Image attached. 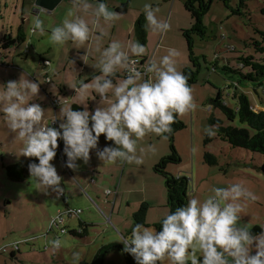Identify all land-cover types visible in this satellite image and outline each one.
<instances>
[{
    "label": "rangeland",
    "instance_id": "1",
    "mask_svg": "<svg viewBox=\"0 0 264 264\" xmlns=\"http://www.w3.org/2000/svg\"><path fill=\"white\" fill-rule=\"evenodd\" d=\"M187 1L133 0L131 6H128L131 9L141 10L143 15L145 4L159 8L158 19L167 21L171 27L162 35L152 32L153 50L149 55L152 57L156 46L162 41V47L156 55L154 54V58L159 61L161 57L168 54L169 48L176 49L179 53L175 58L176 66L182 73L185 68L194 66L190 61L187 42L183 36V31L190 30L194 24L190 13L185 9ZM244 3L247 8H244L242 14L237 16L233 15V11L226 8L223 2L214 1L209 13L203 18L206 36L204 38L194 36L193 52L200 64L198 83L192 88L195 108L179 116V120L186 125L184 130L174 136V145L181 163L170 165L167 172L175 177L180 175L190 180L188 200L196 197L203 201L212 194L211 189L215 187H228L232 183H242L245 188L255 194L256 199L246 203L245 210L238 221V227L251 224L248 230L255 236L264 232L262 228L264 227V174L259 169L263 163V156L233 149L218 138L210 144H205L207 135L205 130L210 126L209 119L212 116L223 120L225 126L246 127L237 121L228 122L222 111L213 106L212 100L217 97L218 92L222 93L231 108H235L232 96L236 88L249 97L252 104L256 105V109H259V105L264 107V86H254L241 81V76L238 74L223 71L225 66L239 67L241 56L254 55L253 47L250 45L254 40H259L257 32L264 31V15L261 13L264 0H245ZM240 4L241 0H231L234 11L238 10ZM24 8L29 13L23 12ZM35 11L34 4L25 6L23 0H0V84L6 85L10 80L19 81L21 74L39 83L40 92L30 103H39L45 110L47 122L51 123L55 113L49 99V92L54 95L58 89L63 91L66 89L69 92L73 90L70 87H74L73 83H66L61 73L57 72V76H61V79L56 80L50 76L53 80V88L52 83L46 82L47 76L38 59L39 53L36 55L35 51L29 49L32 53L30 58L29 55L25 56L26 44L16 43L8 49L9 51H5L4 48V44L9 41L11 28L18 29L24 24L25 29L28 30ZM49 36V31L43 35L36 34V38L40 37L38 41L42 48H46V44L49 43L47 45L62 54V59L67 58L66 52L70 51L71 41L57 48L50 41ZM132 41L134 42L133 39ZM1 63L4 66H1ZM71 68H73V74L80 71L76 64L71 65ZM97 96L94 100L89 96L92 100L89 104L94 101L98 103ZM13 141L14 134L9 133L6 123L0 118V264H71L74 251L82 253L81 262H92L103 247L110 245H115L117 248L107 250L104 264H136L134 257L124 251V245L119 242L120 236L131 235L135 226L134 216L144 205L142 203L144 199L148 200L145 203L149 207L146 227L155 228L171 212L168 208L165 182L154 172L156 164L170 151L169 140L150 133L138 141L137 154L140 155V149H144L143 163L139 165L132 163V166L127 167L124 183L119 190L121 198L122 190L127 188L126 190L130 191L128 199L132 206L129 208L124 205L122 211L117 207L114 214L112 212L114 196L110 198L111 204L107 205L108 199L103 195L107 188L92 185L93 189L102 188L99 189L101 193L98 197L90 188L71 183L66 162L60 154L59 144L57 155L51 163L56 167L62 181L65 180L66 184L76 188V190L69 188L71 192H67V201H64L62 196H58L59 193L52 189H49L47 193L41 192L31 175L25 182L11 181L6 173L7 167L20 162L31 163L38 160L35 157L19 155L22 144ZM149 146H154L155 151L149 150ZM206 153L214 154L218 164L211 166L206 163L204 159ZM96 157V152L91 154L89 164H92ZM80 164L85 165L83 161H80ZM121 173L123 174L120 172L118 178L122 176ZM118 178L113 180L115 185L119 181ZM110 187L109 189L113 190L110 191L114 193L116 186ZM61 188L63 189L62 183ZM66 203L70 205V209L67 208ZM69 210L78 214L69 217ZM60 215L65 220L62 227L77 232L81 231L79 228L81 220L85 222L87 218H91L95 221L89 223L93 225L88 228V233L83 238L62 234L58 229L51 230L54 218L58 219ZM56 238L63 240V246L58 251H53L49 241ZM5 250L8 252L4 253ZM252 254H255V246H253Z\"/></svg>",
    "mask_w": 264,
    "mask_h": 264
},
{
    "label": "clouds",
    "instance_id": "2",
    "mask_svg": "<svg viewBox=\"0 0 264 264\" xmlns=\"http://www.w3.org/2000/svg\"><path fill=\"white\" fill-rule=\"evenodd\" d=\"M72 5L75 11L85 13L93 9L89 0H72ZM158 12L159 8L144 5L146 27L162 35L171 25L158 19ZM92 15V24L99 27L101 21L109 24L121 14L110 10L103 0H97ZM69 16L74 18H65L61 25L54 27L49 39L57 48L71 41L74 48L79 49L90 40L92 28L83 16L74 12H69ZM29 31L45 33L40 13L33 16ZM144 53L145 47L139 43L126 48L113 40L101 51L95 65L100 74L90 82H81L78 87L70 86L76 92L73 98L80 99L79 105H83L84 110H73L72 105H65L61 98L59 116L52 120L62 121L59 128L50 126L52 122H47L45 110L39 103H30L40 92L39 83L21 74L19 81L0 84V118L9 133L14 134L13 142L22 144L19 155L38 158V163L29 164V172L41 192L47 193L49 189L63 192L62 177L51 163L57 155L58 140L64 143L66 167L73 171L78 169V161L89 163L93 150L103 165L118 161L139 165L143 163L144 149L137 154L138 141L150 133L166 139L165 134L172 131L171 125L177 117L195 108L192 88L176 66L178 51L169 48L168 54L159 61L153 58L146 63L147 79L134 66L137 61L132 59ZM87 57L88 52L81 59L87 63ZM121 70L126 75L116 77ZM94 93L100 97V106L90 112L87 101L89 96L96 99ZM214 129L215 126H209L206 134L214 136ZM102 134L107 141L114 142V146L99 149ZM149 150L155 151V147L149 146ZM211 192L203 201L190 198L187 204L167 214L160 231L136 223L130 236H120L124 251L134 257L136 264H264V232L253 236L248 230L251 224L238 227L246 203L254 201L255 194L242 183L215 187ZM49 244L53 251H58L63 240L56 238ZM81 260L82 253L74 251L71 264H81Z\"/></svg>",
    "mask_w": 264,
    "mask_h": 264
},
{
    "label": "crops",
    "instance_id": "3",
    "mask_svg": "<svg viewBox=\"0 0 264 264\" xmlns=\"http://www.w3.org/2000/svg\"><path fill=\"white\" fill-rule=\"evenodd\" d=\"M23 1H24V4L27 6H33L35 2V0H23ZM127 1H129V3H127ZM132 1L133 0H103V2L108 5V8L110 10L120 13L121 15L119 16L118 19L114 20L113 22L109 24H105L103 23V21H101L100 26L96 27L92 24V21L94 19L92 15V11L94 10L96 6L97 0H89V3L92 4L93 9H90L88 13H85L82 10L75 11L73 9L72 0H48V1L42 0L41 3L43 5L41 7H36V11L34 12V14L40 13L41 19L44 21L45 32L49 31V33H51L52 29L58 25H61L65 18H68V19L74 18V16H69V12H74V15L83 16V18L89 22L90 28H92L90 40L87 41L85 45L81 46L79 49H76L74 48L71 42L70 51L68 50L66 52L67 58L65 59H62V54L58 53L51 46L47 45L49 43L46 44V48H42L40 41H38L40 37L36 38V34L38 33L34 34L31 31H29V29L26 30L24 24L20 26L18 29L11 28L10 30L11 34H9L10 35L9 41L15 40V38H17L19 34V31H21L25 37V42L23 44H26L27 46H29V49H32L33 52L35 51L36 55L39 53L38 59L40 60L43 70H45L46 72V76H47L46 82L47 83L49 84L52 83L53 85V80H51V82H48L47 81L48 78L50 79L52 77L53 79L57 80V78L61 79V76H63L64 79L66 80L65 81L66 83L72 82L74 87H78L81 82H84V83L90 82L91 79L95 75L100 74L99 70L95 67V65L98 63L100 59L101 51L104 48H106L113 40L121 42L126 48L127 46L134 44V42L139 43V41L136 38L135 26H136L137 20L140 18V16L143 15V12L141 10H137L134 8L133 9L128 8V6H131ZM124 6L126 7V13H121L119 9L124 8ZM37 9H40V10H37ZM24 11L25 9L23 10V12ZM25 12L29 13V11H25ZM147 31H148L147 42L145 45H143L145 47V53L139 57L133 56L132 59L140 60V61L147 60V59H153L155 57L154 54L156 55V53L159 52L160 48L162 47L161 46L162 41H160L158 45L156 46L155 52L153 53L152 57L151 55H149L151 50H153L152 48V35L153 34L150 28H147ZM98 36L101 38L97 39ZM132 39L134 40V42L132 41ZM13 45L14 44L12 45L4 44L5 51H9L8 49H10V47H12ZM28 52L26 51L25 56L29 55V58H30L32 53H30L29 50ZM87 52H88L87 63H85L81 59V57L86 55ZM71 61H73L74 63H72ZM61 62H64V63H61ZM75 64L78 65L80 71L77 73L74 72L73 74V68H71V65H75ZM1 66H4V64L1 63ZM57 72L61 73L60 77L57 76ZM125 74L126 72L124 70H121L120 72L116 73V75H120V76H124ZM70 76H72L71 79H70ZM60 83H61V86H63L62 81ZM64 90L65 91H63L62 89L61 90L58 89L55 95L54 93L49 92V99L51 100L53 96L54 98L61 101V98H63L62 102L65 105H72L73 110L75 111L84 110V106L79 105L81 103L80 99L73 98L76 95L75 89L69 92L66 89ZM94 95L96 94L94 93ZM99 100L100 98L97 96L96 101L98 103L94 101V103L89 104L91 103L92 100H90V97H88L87 107L89 108L90 112H94V109L100 106ZM61 106H62L61 102L57 106L56 109H54V107L52 106L54 113L57 112V117H58L59 108ZM57 122H58L57 128H59V124L61 122L58 119H57ZM90 126H91V121H90ZM58 144L60 148L61 157L63 161L66 162L67 157L64 154V143L62 140H58ZM105 146H114V144H112L111 141H107L105 136L102 134L100 137L99 143H98V148L103 149ZM94 152H96V150H93L91 154H93ZM168 155H169V152H168ZM77 163L79 167L76 171H73L67 167L68 169L67 174L68 176H70L69 180L71 181L72 184H75L79 187L84 186L85 188H90L94 193H96V196L98 197H100L99 193H101L99 189H102L100 187L107 188L106 190H104L103 195L104 197L108 199L106 202L107 205L111 204L110 202L112 201L110 198L114 196V198L112 199L113 200V205H112L113 214L115 213L117 207L120 211H122V208L124 205H127V207L131 208L132 203H130V200L128 199L130 191L126 190L127 188L126 189L123 188L124 189L122 190L123 196L121 198L119 190L124 183V178H125L127 167L132 166V163L118 161L114 164L103 165V162L100 161L98 157H96V160L93 161L92 164L88 163V164L82 165L80 164V161H78ZM120 172H123V174L121 173L122 176L118 178V176L120 175ZM178 176L182 177L180 175ZM178 176H176V178ZM116 178H118L119 181L115 185L113 180ZM62 185H63L64 193H59L58 196H62L61 198H63L64 201H67L68 199L67 192L70 191L69 188H73L74 190H76V188L71 187L69 184H66L65 180L62 181ZM92 185L93 186L100 185V187L93 189L91 187ZM111 185L116 186V188L114 189L115 192L114 193L111 192L110 194H107L106 192L111 190L109 189L111 188L110 187ZM145 201L148 202L147 199H144L142 203L144 204ZM66 205H67V208L70 209L69 208L70 205H68L67 203ZM93 221L95 220L91 218H87L85 222L81 220L79 223V228L81 229L82 225H85V229L87 230L86 234H87L88 228L92 227L93 225L89 223H93ZM75 232L76 230H69L68 235H70L71 233L76 234ZM83 233H84V230H83ZM76 235H79V234H76Z\"/></svg>",
    "mask_w": 264,
    "mask_h": 264
},
{
    "label": "trees",
    "instance_id": "4",
    "mask_svg": "<svg viewBox=\"0 0 264 264\" xmlns=\"http://www.w3.org/2000/svg\"><path fill=\"white\" fill-rule=\"evenodd\" d=\"M216 0H188L185 4V9L190 13L194 24L190 30L183 31V36L187 42L188 52L190 54V61L193 63V68H185L183 74L187 77L188 84L193 88L194 85L198 83V69L200 67L197 58L194 56V36H199L204 38L206 36V29L203 25V18L206 16ZM225 4L226 8L233 11V15H241L244 8H247L244 3L245 0H241L238 10L234 11L231 5V0H217ZM121 13H126V7L119 9ZM261 13L264 15V5L261 8ZM136 38L140 44L145 45L147 42L148 31L146 27L145 16H140L136 22L135 26ZM259 40H254L250 46L253 47L254 55L241 56L239 58V67L225 66L223 71L225 73L238 74L241 76V81L246 83L264 86V31H258ZM10 42V43H9ZM7 44L12 45L15 43L23 44L25 42L24 34L19 31V34L15 40L9 41ZM147 60H139V65L141 70L145 65ZM216 69V65H214ZM246 70V72L244 71ZM126 75V74H125ZM116 77H122L116 75ZM148 76L146 77V79ZM115 82V78H114ZM236 86L239 87V84L236 83ZM232 98L235 102V108H231L225 101L221 92H218L217 97L212 100V104L215 108L220 109L225 116L226 120L230 123L239 122L241 125L246 127L236 128L234 126H225L223 120L218 119L212 116L209 119L210 126H215V136L205 137V144H210L216 138L220 139L222 142H225L230 145L233 149H241L253 154H260L263 156V163L259 167L260 171L264 174V107L259 105V110L256 109V106L252 104L249 97L242 91L236 88ZM55 99L52 96L51 101ZM57 113V112H56ZM172 131L166 133V137L170 142V151L169 155L163 158L159 164L154 167V172L160 175L164 182L165 188L167 191L168 197V208L171 209V212H174L178 207H181L188 202V192L190 188V180L188 178L177 179L174 175L167 172V168L170 165H178L181 163V158L178 154V151L174 145V136L184 130L186 125L179 120V117L171 125ZM63 156V155H62ZM206 163L211 166L217 165L218 160L214 154L206 153L204 156ZM38 163V160L33 161ZM31 162V163H33ZM28 162H20L16 165H10L6 168V173L8 178L13 182H25L30 175L29 164ZM149 210L148 204L144 203L140 211L134 216V221L136 223H141L146 226V216L147 211ZM162 222L157 224L155 228L157 231L162 230ZM84 228V233L80 236L85 238L87 230L85 225H82ZM87 228V226H86ZM117 248L115 245H110L103 247L95 256L92 262L82 261L81 264H104L105 254L107 250ZM190 264V262H189Z\"/></svg>",
    "mask_w": 264,
    "mask_h": 264
},
{
    "label": "built area",
    "instance_id": "5",
    "mask_svg": "<svg viewBox=\"0 0 264 264\" xmlns=\"http://www.w3.org/2000/svg\"><path fill=\"white\" fill-rule=\"evenodd\" d=\"M28 50H29V46H26V51L28 52ZM150 60L151 59H147L146 63H148ZM136 61L137 62H136V64L134 66L137 68L138 71H140L141 73H144V76L143 77L146 79V77L148 76V74L145 72V68H143V70H141L140 65H139V60H136ZM47 81L48 82H51V79L48 78ZM59 104H60V101L58 99H56V98L53 99L52 105H53L54 109H56ZM55 116H57V113H55ZM57 125H58L57 120H55L54 122L51 123V127L57 128ZM177 179H180V177H178ZM106 193L107 194H110L111 191H107ZM74 214H78V212H74L72 210H69L68 211L69 217H73ZM64 223H65L64 217L62 215H60V217L58 219L56 218V219L53 220V223H52V226H51V230H55L56 229V231H57V229H58V230H60V232L62 234H68L69 233L68 228L62 227L64 225ZM81 231H78V232L76 231L75 233L81 235L83 233L82 228H81ZM16 249L18 250V246L16 247ZM7 252H8V250H5L4 251V253H7Z\"/></svg>",
    "mask_w": 264,
    "mask_h": 264
},
{
    "label": "water",
    "instance_id": "6",
    "mask_svg": "<svg viewBox=\"0 0 264 264\" xmlns=\"http://www.w3.org/2000/svg\"><path fill=\"white\" fill-rule=\"evenodd\" d=\"M44 1V0H43ZM46 1V0H45ZM48 1V0H47ZM42 0H35L34 2V6L35 7H41L43 4L41 3ZM25 5V4H24ZM26 6V5H25ZM25 9V8H24Z\"/></svg>",
    "mask_w": 264,
    "mask_h": 264
}]
</instances>
